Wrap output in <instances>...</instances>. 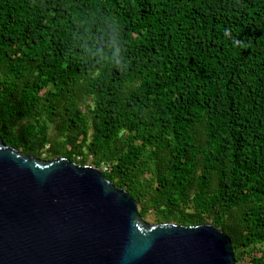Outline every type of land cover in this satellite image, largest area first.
<instances>
[{
	"label": "trees",
	"instance_id": "obj_1",
	"mask_svg": "<svg viewBox=\"0 0 264 264\" xmlns=\"http://www.w3.org/2000/svg\"><path fill=\"white\" fill-rule=\"evenodd\" d=\"M0 137L264 264V0H0Z\"/></svg>",
	"mask_w": 264,
	"mask_h": 264
},
{
	"label": "water",
	"instance_id": "obj_2",
	"mask_svg": "<svg viewBox=\"0 0 264 264\" xmlns=\"http://www.w3.org/2000/svg\"><path fill=\"white\" fill-rule=\"evenodd\" d=\"M0 264H235L212 225L144 221L102 169L43 160L0 137Z\"/></svg>",
	"mask_w": 264,
	"mask_h": 264
},
{
	"label": "rangeland",
	"instance_id": "obj_3",
	"mask_svg": "<svg viewBox=\"0 0 264 264\" xmlns=\"http://www.w3.org/2000/svg\"><path fill=\"white\" fill-rule=\"evenodd\" d=\"M143 220L146 221V222H148V223H150V224H156V223H155V218H154V214H153V213L148 214V215L146 216V218L143 219Z\"/></svg>",
	"mask_w": 264,
	"mask_h": 264
},
{
	"label": "built area",
	"instance_id": "obj_4",
	"mask_svg": "<svg viewBox=\"0 0 264 264\" xmlns=\"http://www.w3.org/2000/svg\"><path fill=\"white\" fill-rule=\"evenodd\" d=\"M106 170V168H103V171Z\"/></svg>",
	"mask_w": 264,
	"mask_h": 264
}]
</instances>
